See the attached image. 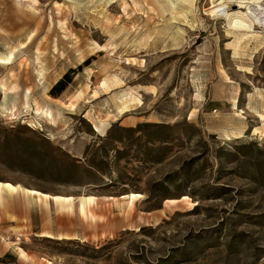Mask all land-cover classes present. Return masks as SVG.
I'll list each match as a JSON object with an SVG mask.
<instances>
[{
	"label": "rangeland",
	"instance_id": "obj_1",
	"mask_svg": "<svg viewBox=\"0 0 264 264\" xmlns=\"http://www.w3.org/2000/svg\"><path fill=\"white\" fill-rule=\"evenodd\" d=\"M215 5L0 0V182L97 198L5 195L0 264H264V30L234 49Z\"/></svg>",
	"mask_w": 264,
	"mask_h": 264
},
{
	"label": "bare ground",
	"instance_id": "obj_2",
	"mask_svg": "<svg viewBox=\"0 0 264 264\" xmlns=\"http://www.w3.org/2000/svg\"><path fill=\"white\" fill-rule=\"evenodd\" d=\"M106 1L107 3H109L112 0H106ZM168 1L173 9L174 16H176L175 13H177L176 9L178 8V3H182L189 8H192L195 4V0H168ZM213 2L216 5L213 9L210 10L209 15L213 19L215 18V19L226 20L228 31L235 38L234 39L235 43L233 44L234 49L236 48L237 44L239 45L245 40L260 38V35L256 34L254 27L264 25V4H263L264 0H213ZM235 6L237 7L236 11L231 9V7H235ZM171 38L174 44H179V40H180L179 33L173 34ZM14 53L15 52L13 51H8L6 52V54H0V65L11 63V61L14 59L13 58ZM222 75L226 80L228 79V76L224 71L222 72ZM101 86H103L105 89H108L109 83L104 82L103 85ZM232 102L233 104H235L236 98H233ZM124 111H126L125 107H120L118 113L123 114ZM2 186L5 187V189L9 193L12 190H14V185L10 183H2ZM29 193L35 196L41 194L45 197V199L49 198V195L40 193L38 191L29 190ZM132 195L133 194H129L128 197H132Z\"/></svg>",
	"mask_w": 264,
	"mask_h": 264
},
{
	"label": "crops",
	"instance_id": "obj_3",
	"mask_svg": "<svg viewBox=\"0 0 264 264\" xmlns=\"http://www.w3.org/2000/svg\"><path fill=\"white\" fill-rule=\"evenodd\" d=\"M10 64V63H9ZM3 65H8V64H3ZM264 95V94H263ZM264 97V96H263ZM259 103H262V101H259ZM115 114L117 116V110L115 109ZM99 121H105V120H99ZM97 133L99 135H101V133H99L97 131ZM2 183L5 182H0V206H3L4 204V196H12V195H16L20 198H22L25 202H28L30 200H34L35 203L39 204V205H43L44 207L48 206L49 201H51L55 207V210L58 214H67L69 216H72L74 214H77L78 216H80L83 219H93L94 217L88 212V208L94 204L95 200L97 199L95 196L92 195H83V196H78V197H73V196H60V195H49V198H46L39 194L38 196L35 195H31L29 193V190L31 189H27L24 188L20 185H14V190H12L10 193L7 192V190L5 189V187L2 186ZM45 194V193H43ZM112 199V198H109ZM119 199H124L127 201V205L128 206H132V204L134 203V201H137L139 199H141V197H138L137 195H132V197H128V194L125 195H121L119 197ZM185 199H187V197H182L180 200H170V201H166L169 204H174L176 202L179 201H184ZM61 223H64L63 220H61ZM40 237H45V238H52L53 236L48 233V232H42L40 234H38ZM77 235V234H76ZM76 235H70V234H58L56 235V238L58 240L61 239H78ZM7 249H9V251L11 252V254L14 256V254L12 253V248L14 247L17 251L18 259L24 261V262H29L31 261L30 257L26 254V252L20 248L17 243L14 242H9L6 243ZM21 250V251H20ZM46 264H52L49 261H46Z\"/></svg>",
	"mask_w": 264,
	"mask_h": 264
},
{
	"label": "built area",
	"instance_id": "obj_4",
	"mask_svg": "<svg viewBox=\"0 0 264 264\" xmlns=\"http://www.w3.org/2000/svg\"><path fill=\"white\" fill-rule=\"evenodd\" d=\"M263 4H264V2H263ZM261 28L264 30V25H263V26H261Z\"/></svg>",
	"mask_w": 264,
	"mask_h": 264
},
{
	"label": "trees",
	"instance_id": "obj_5",
	"mask_svg": "<svg viewBox=\"0 0 264 264\" xmlns=\"http://www.w3.org/2000/svg\"><path fill=\"white\" fill-rule=\"evenodd\" d=\"M1 261V260H0Z\"/></svg>",
	"mask_w": 264,
	"mask_h": 264
}]
</instances>
